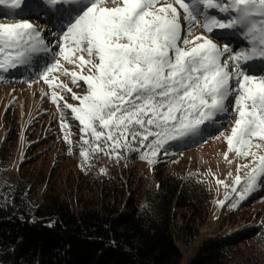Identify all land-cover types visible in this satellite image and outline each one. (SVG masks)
<instances>
[{"label":"snow or ice","instance_id":"snow-or-ice-1","mask_svg":"<svg viewBox=\"0 0 264 264\" xmlns=\"http://www.w3.org/2000/svg\"><path fill=\"white\" fill-rule=\"evenodd\" d=\"M34 2L55 7L62 19L67 16V22L58 39L47 42L38 25L17 19L15 13L26 0H0V6L14 13L10 18L17 21L0 23V71L27 66L36 55L59 49L40 78L79 101L74 105L55 91L51 94L58 106L64 101L62 116L67 109L79 121L84 161L90 162L93 154L119 160L124 149L135 151L132 145L138 143L140 150L147 149L142 159L153 163L161 151L168 154L170 142L196 136L202 126L227 114L231 102L236 118L226 136L229 152L252 158L237 167L232 191L237 192L236 186L242 183V169L250 171L245 173L243 191L238 192L241 200L264 181V74H253L247 64L257 57L264 59V0ZM174 5H179L188 21L186 35L182 34L181 13ZM212 10L231 15L221 19ZM195 26L207 33L239 28L247 46L239 51L227 45L221 49L206 35L193 37ZM62 60L81 71L87 66V73L69 72ZM55 72L70 76L74 85L84 81L87 94L72 92L50 75ZM61 127L71 145L70 125L62 119ZM105 171L101 169V173Z\"/></svg>","mask_w":264,"mask_h":264},{"label":"rangeland","instance_id":"rangeland-1","mask_svg":"<svg viewBox=\"0 0 264 264\" xmlns=\"http://www.w3.org/2000/svg\"><path fill=\"white\" fill-rule=\"evenodd\" d=\"M26 2L33 3L34 0ZM174 6L181 13L182 34L186 35L188 21L183 19V10L179 5ZM49 9L40 8V14L35 18L21 19L38 25L42 31L48 29L51 37L56 33V37L48 41L54 42L67 22V16L63 19L59 17L58 20L54 17L51 20ZM212 14L221 19H228L231 15L220 13L218 10H212ZM0 23H11V20L0 15ZM191 31L193 37L202 34L208 36L221 49L227 45L234 51H239L247 46L244 34L236 27L217 28L212 33H207L201 27L195 26ZM58 52L59 49L55 48L50 54L36 55L31 64L18 66L15 72L0 71V161L2 158L6 159L5 166L10 180L21 182L26 190L33 189L37 201L43 199L47 183L50 182L62 193V198L78 210L87 199L95 203L104 199L106 191L99 184L92 186L91 181L81 173L78 161L81 126L79 121L73 119L70 110L65 109L62 116L64 101H60L58 106L53 102L51 94L55 91L74 105H78L79 101L71 99V93L57 87H49L40 78L45 65L50 64ZM83 55L85 59L88 58L86 53ZM62 64L69 72L87 73V66L81 71L63 60ZM247 64L253 74H264V59H253ZM50 75L58 78L59 82L67 85L77 95L87 94L84 81L74 85L70 76L61 72ZM235 118L236 113L232 110L230 102L227 114L217 117L215 123L202 126V131L196 136L170 142L166 145L168 154L165 155L161 151L153 163L142 159L143 151L147 149L140 150L138 143L132 145L137 149L138 161L119 162L120 177L125 182V197L129 196L131 190L140 182L147 191L153 190V195L167 190L181 192L187 203L175 209L176 240L183 254L181 264H188L210 238L226 235L243 227H264V181L258 182L241 200L238 192L243 191L245 173L250 171L242 169V183L236 186L237 192L232 191L237 167L249 163L252 159L238 157L235 152L231 154V159H225L228 150L226 136L230 134ZM62 119L70 125L71 145L65 141L66 133L61 127ZM221 132L224 135H219ZM261 154H264V149ZM218 180L224 183L218 184ZM143 200L146 201L145 197ZM221 201L224 202L223 206Z\"/></svg>","mask_w":264,"mask_h":264},{"label":"trees","instance_id":"trees-1","mask_svg":"<svg viewBox=\"0 0 264 264\" xmlns=\"http://www.w3.org/2000/svg\"><path fill=\"white\" fill-rule=\"evenodd\" d=\"M79 148L81 173L106 194L78 210L50 182L37 201L33 189L10 180L1 159L0 264H181L175 227L176 207L187 205L181 192L153 195L140 182L125 197L119 162H137L136 150L124 149L119 160L93 154L86 162ZM263 255L264 227L253 225L208 239L188 264H264Z\"/></svg>","mask_w":264,"mask_h":264},{"label":"bare ground","instance_id":"bare-ground-1","mask_svg":"<svg viewBox=\"0 0 264 264\" xmlns=\"http://www.w3.org/2000/svg\"><path fill=\"white\" fill-rule=\"evenodd\" d=\"M42 9L44 7H41V6H38L37 3L33 2H26L23 6H22V9L21 10H17V12L15 13V15L17 16V19H21V18H24V17H31V18H35L39 13V9ZM49 18L51 20L54 19L55 17V20H58L59 17L61 18V12L57 11L55 7L53 6H49ZM5 13H7V15H4ZM0 15H4L6 16V18L10 19L11 20V23H14V22H17L15 19H11L10 17L12 15H14V13L10 12L9 9H4L2 6H0ZM66 17V15L64 16ZM63 17V18H64ZM62 19V18H61ZM50 31L48 29H45L42 31L43 33V37L44 39L48 42L50 40H53V38L56 37V35H53L51 37ZM43 54V53H41ZM47 54H50V53H47ZM259 57L257 58H254V59H258ZM259 59H262V58H259ZM18 69H14V70H11L10 72H15L17 71ZM234 152H229V149L227 150V159L226 160H229L231 159L232 155Z\"/></svg>","mask_w":264,"mask_h":264}]
</instances>
